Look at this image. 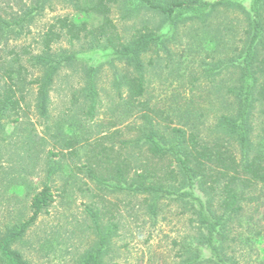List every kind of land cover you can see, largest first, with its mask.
<instances>
[{"label": "rangeland", "instance_id": "obj_1", "mask_svg": "<svg viewBox=\"0 0 264 264\" xmlns=\"http://www.w3.org/2000/svg\"><path fill=\"white\" fill-rule=\"evenodd\" d=\"M35 2L0 0V11L5 15L24 14ZM243 4L247 6L249 1L244 0ZM129 6L130 9L113 6L110 14L124 40H130L145 24L163 32L173 31L162 16L139 8L135 2ZM65 16L77 22L87 21L92 27L102 20L96 14L78 11L70 0H44L26 22L23 33L7 45L0 44L1 89L13 85L15 98L19 100V107L3 120L0 131V234L29 218L33 196L49 182L55 200L14 246L31 264H78L97 240L90 208L100 211L103 224H115L105 264H181L182 244H194L201 230L190 210H185L180 201L164 197L158 203L157 214L152 215L149 196L115 190L92 178L87 171L89 167H99L96 155L101 160L103 155L107 156V164L104 163L107 173L103 176L110 180L118 163L130 174L142 163V150L132 148L127 141L138 135L144 110L142 106L129 109L122 105L114 85L116 73L125 67L111 64L103 56L98 60L99 50L91 44L90 35L73 42L63 35L53 44V52L75 53L79 60L62 67L56 76L48 115L43 116L38 108V84L33 79L42 72L30 66L27 56L43 49L46 30ZM179 18L174 27L175 38L165 41L172 56L163 51L159 57L146 55V61L153 57L154 64L146 71L147 93L143 100L153 109L151 117L163 127L184 126L191 121L187 118L191 111L192 117L200 122L199 130L204 131L222 112H230L234 103L224 94L230 77L212 81L202 69L234 53L231 51L241 43L246 23L240 15L224 10L206 22L192 21L187 13ZM203 35L217 36L219 46L213 43L207 49L203 44L200 46L197 37ZM13 47L22 54L23 64L20 78L14 80L5 75ZM183 48L192 54L185 63L180 55ZM94 60L100 69L97 76L100 103L96 113L88 116L83 112L89 106L84 92L85 68ZM255 111L256 131L261 133L264 103L258 104ZM71 135L79 137L67 149L66 139ZM52 162L59 168L48 178ZM249 192L256 195L255 199L248 200L244 212L233 215L226 223L225 247L239 264H264V195L254 189ZM203 260L201 264H213L207 258Z\"/></svg>", "mask_w": 264, "mask_h": 264}, {"label": "trees", "instance_id": "obj_2", "mask_svg": "<svg viewBox=\"0 0 264 264\" xmlns=\"http://www.w3.org/2000/svg\"><path fill=\"white\" fill-rule=\"evenodd\" d=\"M43 1L36 0L35 5L24 14L5 15L0 11V44L7 45L11 40H16L23 33L26 22L41 8ZM243 1L70 0L78 11L102 17L101 23L92 27L87 21L77 22L68 16L60 17L43 35V49L37 53L30 52L27 56L30 66L42 72L33 82L38 84L37 105L43 116L48 115L50 92L56 76L62 67L79 60L75 53L53 52V44L61 36L66 35L73 42L90 35L91 44L96 51L99 50L96 56L98 60L103 56L109 63H120L125 67L122 72L116 73L114 85L122 105L129 109L136 105L142 106L144 110L137 128L138 135L127 141L128 144L132 143V148L142 150V163L133 174L123 170L118 163L115 175L113 173L114 177L110 180L103 176V173H107V165H104L107 164V156L103 155L101 160L96 155L99 167H89L87 171L92 178L115 190L149 196L152 201L148 208L152 215L157 214L158 203L164 197H172L180 201L185 210H190L201 230L194 244H182L181 264H201L204 258L213 264H239L225 247L226 223L233 215L244 212L248 200L255 199L256 195L249 191L258 190L264 195V128L259 133L255 126V109L258 104L264 103V0H248L247 6ZM133 2L141 9L162 16L173 26V31L163 32L145 24L130 40H124L110 14L113 6L130 9L129 5ZM220 10L243 17L246 24L242 30L241 43L231 51L234 53L218 58L202 71L212 81L222 76L230 77L224 94L233 100V109L222 112L214 124L204 131L199 130L200 122L192 117L191 111L187 114L191 121L184 123V126L163 127L151 117L150 111L153 109L143 100L147 93L146 71L154 64L153 57L146 61V55L151 53L159 57L165 52L167 56H172V49L166 48L165 41L175 38V28L181 14L187 13L192 21L206 22ZM197 38L205 49L209 43L215 46L220 44L217 36L203 35ZM11 49L12 57L5 75L14 80L15 77L20 78L23 64L22 54L15 47ZM184 49L187 48H183L180 55L185 63L192 54L189 55L191 51ZM99 70L95 60L85 68L84 92L89 106L83 112L88 116L96 113L100 103L97 82ZM15 94L13 85H7L5 90L0 86V131L3 120L19 107ZM203 132H208V136H204ZM78 137H68L66 148H72ZM58 168V164L52 162L47 177H53ZM54 198L52 187L47 182L33 196L29 218L0 234V261L3 264H31L14 246L24 238L39 216L47 211ZM88 210L97 240L81 256L78 264H105L104 257L115 224H103L99 210Z\"/></svg>", "mask_w": 264, "mask_h": 264}]
</instances>
